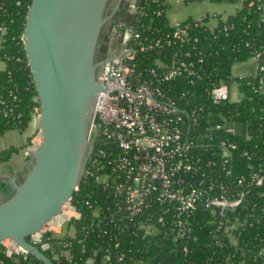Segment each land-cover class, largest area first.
<instances>
[{
  "label": "built area",
  "instance_id": "1",
  "mask_svg": "<svg viewBox=\"0 0 264 264\" xmlns=\"http://www.w3.org/2000/svg\"><path fill=\"white\" fill-rule=\"evenodd\" d=\"M139 2L121 0L107 26L106 60L96 74L102 88L94 104L80 185L77 182L60 211L28 237L56 261H70L73 240L86 234H96L101 239L98 249H103L99 255L96 250L86 264L94 257L104 264L124 263V253L115 260L112 255L123 248L124 237L128 236L148 241L154 238V244L167 240L171 249L186 252L188 240H196L192 217L199 210L213 216L210 221L216 223L212 233L216 242L220 243L221 233H226L231 244H235L231 231L242 223L230 221L226 213L241 206L251 189L264 186V161L251 170L248 179L239 174L241 169L234 164L233 152L239 146L227 135L237 136L234 127L238 123L220 112L213 115L209 105L199 99L205 95L213 103L224 99L240 102L243 93L236 77L256 79L257 85L252 88L260 90L263 80L257 74L264 75V66L259 64L264 49L254 47L250 52L248 59L257 62L253 75H232L228 83L211 85V73L202 66L204 44L194 28L198 22L212 32L218 19L214 27L199 19H192L193 25L185 20L173 25L168 22V30L149 37L138 28V16L143 13ZM257 9L258 25H264V6L258 4ZM120 13L131 15L133 20L123 22L117 16ZM160 14L156 12L157 16ZM221 19L225 22L227 16ZM0 31L4 29L0 27ZM148 52L155 53L151 65L147 63ZM231 84L237 92L235 99L227 94ZM38 114L37 105L31 115L33 121ZM245 130L243 125L240 136H247ZM40 139L36 123L22 148L25 159ZM240 154L248 160L254 158L247 149H241ZM246 166L252 167L250 163ZM80 190L83 192L79 194ZM83 240L84 236L76 239L77 243ZM5 241L1 243L6 255H27L10 240V245ZM132 242L128 239V244ZM171 257L172 250L156 259L163 264ZM132 264L149 262L139 260Z\"/></svg>",
  "mask_w": 264,
  "mask_h": 264
},
{
  "label": "trees",
  "instance_id": "2",
  "mask_svg": "<svg viewBox=\"0 0 264 264\" xmlns=\"http://www.w3.org/2000/svg\"><path fill=\"white\" fill-rule=\"evenodd\" d=\"M29 3L30 0H0V27L4 29L0 47V61L3 63L0 69L2 101L0 135L8 129L24 130L32 120L34 107L38 105L33 99L35 92L20 41ZM249 3L250 0H245L240 9L227 15L225 22L219 18L217 27L212 32L196 22L197 26L194 29L205 49L202 66L211 73V85L231 81L233 64L248 59L254 47L261 46L264 49V25H258L260 10L257 9L258 4L264 6V0H253L251 5ZM138 4L143 11L138 16V28L142 34L153 37L158 31L164 32L169 29L165 16L167 4L164 0H142V3ZM158 11L161 12L159 16L156 15ZM185 22L193 25L195 21L186 19ZM224 26H227L226 30H223ZM146 55L147 63L151 65L155 53L148 52ZM259 64L264 66V57ZM257 75V78L261 77L263 80L260 90L252 88L253 85H257L254 78H235L243 93L240 102L234 103L224 99L213 103L211 98L205 95L199 98L209 105L213 115L220 112L230 121L245 126L246 137L233 134L227 136L239 146L233 152L234 164H237L241 170L236 169L246 179L249 178L251 170H255L259 162L264 161V75L263 72ZM211 85L207 87L210 88ZM201 124L203 121L200 122V126ZM241 149L253 152L254 158L248 160L241 156ZM8 154L9 150L1 152L0 159H5ZM249 163L252 165L251 168L246 166ZM78 183L80 185V180ZM82 192L83 190H80L79 194ZM75 196L77 195L74 194ZM226 217L230 221L238 220L242 223L240 227L231 231L236 239L235 244H231L226 233H221L220 243L216 242L212 238L216 223L210 221L213 216L207 211L199 210L192 217L193 235L196 236V240H188L189 247L186 252L179 248L171 249V244L167 240H160L154 244V238L148 241L140 239L139 236L133 239L128 236L124 237L126 242L123 248L113 253L112 260H115L119 253H124L122 264H132L139 260L149 264H160L156 256L172 250V257L162 262L163 264H264V186L251 189L243 204L233 211H228ZM82 236L84 240L77 243L76 239ZM76 239L73 240V256L70 261L66 259L56 261L51 258L49 251L45 250L44 253L54 264H86L85 261L92 257L96 250L98 255L103 251L98 249L101 239L96 234L78 235ZM128 239L133 242L128 244ZM81 247L84 248L83 251ZM4 250V245L0 243V264H43L29 254L25 257L14 252L6 255Z\"/></svg>",
  "mask_w": 264,
  "mask_h": 264
},
{
  "label": "water",
  "instance_id": "3",
  "mask_svg": "<svg viewBox=\"0 0 264 264\" xmlns=\"http://www.w3.org/2000/svg\"><path fill=\"white\" fill-rule=\"evenodd\" d=\"M30 0L22 29L24 58L41 139L20 174H6L0 198V243L10 240L43 264H54L28 237L53 218L78 182L97 92L99 39L121 0ZM142 3V0L140 1ZM243 124L234 127L242 135Z\"/></svg>",
  "mask_w": 264,
  "mask_h": 264
},
{
  "label": "crops",
  "instance_id": "4",
  "mask_svg": "<svg viewBox=\"0 0 264 264\" xmlns=\"http://www.w3.org/2000/svg\"><path fill=\"white\" fill-rule=\"evenodd\" d=\"M116 1V0H115ZM165 1V0H164ZM245 0H201V1H190L185 2L184 0H175V4L185 3V6H189L187 8H195L190 9L189 15L177 14L176 9L172 10L168 8V3L165 8V16L169 22V24H177L186 19H190V15H194V19L203 20L210 27H214L217 24V19L226 17L229 13L234 12L241 8ZM114 4V3H113ZM113 7V6H112ZM111 7V9H112ZM168 8V9H167ZM110 12L108 14L111 13ZM107 14V15H108ZM117 16L125 23H130L133 18L131 15L127 13H120ZM4 31H0V47L3 39ZM107 37V35H106ZM106 51V46H105ZM107 52V51H106ZM235 65H246L245 67H241L239 69H234ZM232 66V75L233 76H249L253 75L256 72L257 62L253 59H248L245 62H238L233 64ZM3 67V63L0 61V69ZM236 67V66H235ZM233 93L234 96L230 97V94ZM228 96L231 99L237 98V92L235 90V85L231 84L227 91ZM36 126V122L31 120L27 127L24 130H16V129H8L2 135H0V153L9 150V154L5 159H0V198H4L8 195L9 185L6 182V174H20L25 168L27 159L24 158L22 153V148L28 141V138L33 133ZM87 264H104L102 260L98 257L91 258L87 261Z\"/></svg>",
  "mask_w": 264,
  "mask_h": 264
},
{
  "label": "rangeland",
  "instance_id": "5",
  "mask_svg": "<svg viewBox=\"0 0 264 264\" xmlns=\"http://www.w3.org/2000/svg\"><path fill=\"white\" fill-rule=\"evenodd\" d=\"M166 2H167V0H165ZM201 1V0H200ZM115 2V0H110L109 1V3H108V8H107V10L105 11V13L106 14H108L109 12H110V9H111V7L113 6V3ZM168 3V8H170V9H176V13L177 14H186V15H189V12H190V9H195V8H187V7H189V6H185V3H183V6H181V3L179 4V3H177V4H175L176 2H175V0H169V2H167ZM167 8V9H168ZM189 11V12H188ZM194 15H190V17H188V18H190V19H194V17H193ZM111 47H114V43H111ZM108 50V47H107V45H106V51ZM105 51V54H107V52ZM236 66V67H235ZM235 66H233V70L234 69H239L240 68V66L241 67H245L246 65H235ZM234 96V94L233 93H231L230 94V97H233ZM92 141V140H91ZM4 244H6V245H10L11 243L9 242V240H6L5 242H4Z\"/></svg>",
  "mask_w": 264,
  "mask_h": 264
},
{
  "label": "flooded vegetation",
  "instance_id": "6",
  "mask_svg": "<svg viewBox=\"0 0 264 264\" xmlns=\"http://www.w3.org/2000/svg\"><path fill=\"white\" fill-rule=\"evenodd\" d=\"M107 8H108V6H107ZM106 43H107V37H106V35L103 34L101 36V38L99 39V45H98V50H97V58L98 59L105 55Z\"/></svg>",
  "mask_w": 264,
  "mask_h": 264
}]
</instances>
